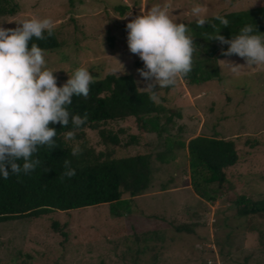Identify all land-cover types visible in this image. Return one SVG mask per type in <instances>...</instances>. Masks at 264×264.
I'll use <instances>...</instances> for the list:
<instances>
[{"label":"rangeland","instance_id":"obj_1","mask_svg":"<svg viewBox=\"0 0 264 264\" xmlns=\"http://www.w3.org/2000/svg\"><path fill=\"white\" fill-rule=\"evenodd\" d=\"M16 2L19 12L1 17L0 26L16 28L18 22L30 18L55 21L64 46L60 53L45 51V59L58 87L80 66L101 77L121 72L124 66L125 71L118 75L132 72L139 85L146 87L137 73L144 63L129 51L126 25L155 4L167 3L177 23L195 20L191 15L195 5L205 6L207 16L264 5V0ZM120 6L127 7L124 14L118 10ZM220 60L243 67L233 73ZM219 67L222 79L196 84L180 78L176 85L159 89L167 97L166 103L179 113L173 115L170 133L145 134L140 144L121 151L148 150L156 155L165 148L169 135L186 140L200 134L236 138L240 160L227 169L228 180L217 198L210 201L196 193L185 158L188 152L182 150L177 162L156 172L150 188L133 199L136 207L132 212L117 216L105 203L44 218L1 222L0 264H264V218L240 217L235 204L242 194L252 199L264 197V65L247 66L245 59L231 56L220 58ZM120 125L131 133L141 131L132 120L114 126ZM87 136L98 150L103 148L96 131L88 130ZM122 139L128 140L129 135L122 134ZM123 197L131 196L124 193ZM53 219L65 225L67 236L53 228ZM184 224L193 230L178 231L176 226ZM150 229L162 231L164 238L144 239Z\"/></svg>","mask_w":264,"mask_h":264},{"label":"trees","instance_id":"obj_2","mask_svg":"<svg viewBox=\"0 0 264 264\" xmlns=\"http://www.w3.org/2000/svg\"><path fill=\"white\" fill-rule=\"evenodd\" d=\"M70 2L73 3V0ZM19 9L16 0H0V18L14 15ZM126 9L125 6L118 7L121 14H124ZM219 15L229 21L227 27L220 25L219 21H214L221 28L220 35L226 38L230 39L238 34L245 25H252L259 33L264 34V5ZM214 16L207 18L211 20ZM183 23L188 26L187 35L193 38L195 51L192 56V71L182 78L196 84L216 78L222 79L219 59L225 56L221 55V49L226 51L229 45H221L214 39L208 40L215 35L208 24L200 29L195 20ZM110 40L112 44L114 37H110ZM32 43L38 44L49 53H60L64 46L56 29L53 36L45 40L33 37L29 48ZM90 73L95 82L89 86L88 98L74 95L72 104L67 106L70 112L69 125L64 128L62 124H49V127L57 131L54 137L57 147L50 149L46 145L38 146V151L33 154L32 159H39L41 164L34 171L27 174L21 172L19 176L10 173L8 179L0 175V223L44 218L53 213L75 211L74 209L105 203H109L114 215L121 216L132 212V207H136L133 199L150 188L156 172L176 163L179 151L182 150L188 152V157L185 158L189 160L191 183L196 193L210 201L217 198V192L228 180L227 169L240 160L236 138L200 134L186 140L169 135L165 148L156 155L148 150L121 154L126 146L140 144L145 134L156 133L161 136L168 132V135L169 127L174 124L173 115L179 113L166 103L167 97L159 94L160 102L156 104L149 99L147 92H138V88L142 87L137 84L132 72L121 75L109 73L105 77L92 71ZM157 91L159 93V89ZM168 111L171 114H168ZM85 113L88 114L86 124L79 128L74 127L71 116H83ZM127 120L135 122L142 132L131 133L124 125L118 128L114 126ZM88 130L96 131L100 135L102 149L98 150L91 144L87 136ZM69 131H73L75 137L66 141L64 134ZM124 133L129 135L126 141L122 139ZM77 143L82 153L72 156V147ZM65 159L70 160L71 167L76 170V175L71 179H61ZM18 163L22 167L23 160ZM44 168L50 171L45 172ZM215 184L217 187H214ZM124 193H129L131 197L124 198ZM235 204L240 217L264 218V197L252 199L242 194L235 200ZM52 226L67 236L65 225L61 226L58 220L53 219ZM176 228L188 233L193 230L189 224L177 225ZM252 228L253 225L250 226V229ZM260 232L263 236V231ZM164 236L165 234L157 229L144 233V239L161 240Z\"/></svg>","mask_w":264,"mask_h":264},{"label":"clouds","instance_id":"obj_3","mask_svg":"<svg viewBox=\"0 0 264 264\" xmlns=\"http://www.w3.org/2000/svg\"><path fill=\"white\" fill-rule=\"evenodd\" d=\"M191 15L195 17L198 28L208 24L214 30L215 35L208 40L229 45L226 51L221 49V55H237L246 60L247 66L264 65V34L259 33L257 28L245 25L229 39L220 35L221 28L214 22L219 21L220 25L227 27L229 21L225 17L217 14L208 19L206 8L202 5L193 6ZM17 25L8 29L0 26V175L4 179H8L10 173L19 176L21 172L27 174L34 171L41 164L39 159H32L38 146L57 147L54 139L57 131L49 124L58 123L67 127L70 120L67 106L72 104L73 96L87 99L89 86L95 82L90 71L80 66L69 74L70 78L63 86L58 87L54 71L47 67L45 50L36 43L29 48L33 37L45 40L53 36L56 25L51 17L25 19ZM126 29L129 51L138 55L144 63L137 73L146 87L138 88V92H147L149 99L159 104L157 89L176 85L180 78L192 71L195 48L193 38L187 35L188 26L174 21L169 13V5L165 3L151 6L148 11L130 20ZM220 61L233 73H238L243 67L231 60ZM124 71L123 66L121 72ZM87 121V113L71 116L76 128ZM74 137L73 131L64 134L66 141ZM81 153L80 145L75 144L71 155ZM20 160H23L22 167L18 163ZM44 171L50 169L44 168ZM75 175L71 161L65 159L61 179H71Z\"/></svg>","mask_w":264,"mask_h":264}]
</instances>
